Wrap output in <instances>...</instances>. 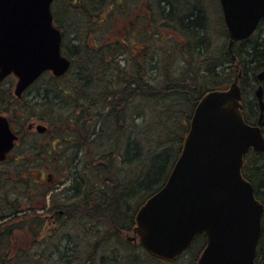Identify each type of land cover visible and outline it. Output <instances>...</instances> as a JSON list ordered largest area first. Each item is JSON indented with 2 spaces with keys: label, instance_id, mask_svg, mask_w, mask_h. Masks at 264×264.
I'll list each match as a JSON object with an SVG mask.
<instances>
[{
  "label": "trees",
  "instance_id": "obj_1",
  "mask_svg": "<svg viewBox=\"0 0 264 264\" xmlns=\"http://www.w3.org/2000/svg\"><path fill=\"white\" fill-rule=\"evenodd\" d=\"M125 1L56 0L53 22L62 33V52L72 71L70 67L58 79L45 73L39 92L24 106L11 92L12 78L0 87V111L13 122L36 120L47 126V133L30 146L46 156L36 167L43 164L54 175L69 177V205L64 208L70 220H59L55 230L70 234L65 264H83V249L110 250L102 261L88 252L89 264H153L155 259L139 245L122 238L123 230L130 231L139 206L165 183L199 98L227 88L233 80L231 55L242 73L245 96L264 70V26L258 39L235 43L230 52L222 21L224 41L208 35L199 8L185 7L182 0H137L142 22L133 28L144 33L137 39L138 49L132 39L122 37L126 29L117 27V19L123 23L129 12L101 17L107 6ZM102 29L109 32L103 35ZM261 123L264 127V110ZM252 158L242 174L264 204V155ZM21 163L20 170L30 167L29 161ZM255 262L264 264V217Z\"/></svg>",
  "mask_w": 264,
  "mask_h": 264
},
{
  "label": "water",
  "instance_id": "obj_2",
  "mask_svg": "<svg viewBox=\"0 0 264 264\" xmlns=\"http://www.w3.org/2000/svg\"><path fill=\"white\" fill-rule=\"evenodd\" d=\"M53 1L0 0V81L16 76L18 98L43 72L60 77L70 67L52 23ZM219 1L230 49L254 32L264 17V0ZM257 78L264 80V71ZM255 94L262 111V88ZM241 99L235 78L227 90L209 91L195 105L166 182L135 214L134 232L152 257L171 262L202 234L205 247L196 264H255L263 206L241 167L250 148L264 153V139L259 127L244 122ZM17 139L0 115V161Z\"/></svg>",
  "mask_w": 264,
  "mask_h": 264
},
{
  "label": "flooded vegetation",
  "instance_id": "obj_3",
  "mask_svg": "<svg viewBox=\"0 0 264 264\" xmlns=\"http://www.w3.org/2000/svg\"><path fill=\"white\" fill-rule=\"evenodd\" d=\"M133 17L134 21L129 24L131 28L134 27L137 19L134 14ZM263 20L264 17L259 21L256 33L260 26H264V24L261 25ZM256 80L257 83L254 87L261 86L264 103V80L259 81L257 76ZM22 97L19 99L21 100ZM256 106L258 109L257 115L254 109ZM242 114L246 123L259 126L264 136V127L261 122L258 123L257 121L260 111L256 102H251L249 97L245 100L244 97ZM0 115L7 117L12 130L18 135L17 141L6 155L5 160L0 161V264H65L69 261L68 256L65 254L67 253L66 245L70 234L67 232L59 234L61 242L57 244L58 247H55L54 241L58 235L55 234V230L59 227V220H70L67 209L64 208L69 205L67 200L69 198V177L56 176L53 170L43 166V164L36 167L38 161L44 159L43 157L46 158V156L43 153L31 151L35 149L30 147L35 141L39 140L38 135L47 133V126L42 125L46 127L45 131L38 133L36 127L39 124L34 120L20 125L17 121L13 122L8 114L0 111ZM26 139L27 146L23 151H19L18 147L23 145V140ZM250 153L254 152L250 151L248 155ZM31 159L33 160V166L30 165L28 169L24 170L18 168V166L22 167V161ZM49 159L52 160V158ZM4 165H7L9 169H6ZM32 168L34 169L31 170ZM8 198L10 200H7ZM133 228L134 220L130 231L129 229L123 230L122 238L128 243L138 245L136 239H134L136 235ZM24 231L31 235L30 238L27 235V239H23ZM129 232L132 234L131 236ZM197 241L202 243L204 247L205 240H203V237H198ZM89 246L91 245L89 244ZM190 247L185 253L189 251ZM88 252L91 254L96 253L98 260L101 261L105 257L104 255L110 256L109 249H98L96 251L95 249H90V251L89 249H83V264H89L91 261V255L87 256ZM124 254H129L128 250L124 251ZM162 264L166 263L163 262Z\"/></svg>",
  "mask_w": 264,
  "mask_h": 264
},
{
  "label": "rangeland",
  "instance_id": "obj_4",
  "mask_svg": "<svg viewBox=\"0 0 264 264\" xmlns=\"http://www.w3.org/2000/svg\"><path fill=\"white\" fill-rule=\"evenodd\" d=\"M136 2V3H135ZM180 4L182 5H185V7H188V6H192L194 8L197 7L201 10V13L203 15V17L205 18V22H206V26L208 27V31H209V36L211 37H214V38H218L220 41H224V36H223V33H222V26H221V21H222V15H221V10H220V5H219V0H187V1H184L182 0V2H180ZM186 4L188 6H186ZM136 5H139V3L137 2V0H126L125 3L121 4L120 6L117 5V3H114L110 8L109 6L106 7V10H104L103 14L101 17H104V16H107L108 14L112 13V18H115V16L113 14H115L116 16L118 15H122V16H126L128 14V12L130 13V17L128 18V20L125 19V21H123V23H120V19H117V23L120 24V25H117L116 24V21H115V25H117V27L120 28V26L122 28L121 31H123V29L126 31H124L122 33V37H125L124 40H131L134 42L133 46H135L136 48L139 49V47L141 46V44H139V41L137 40L138 38H140V36L144 33H139L136 29V28H131V26L129 25V23L131 21H134V17H133V14L135 16H138L139 15V9L136 8ZM109 18H111V16H108ZM122 21V20H121ZM111 23V21H109ZM109 22H108V25H109ZM142 22V19L140 18L137 19L135 25L139 26ZM223 22V21H222ZM106 25V24H105ZM106 25V26H108ZM114 25V26H115ZM130 26V27H129ZM116 27V26H115ZM163 28H161L162 30ZM95 32L96 33H100V29H95ZM109 30L108 29H102L101 30V33H103V35H106V33H108ZM221 33H222V36H221ZM134 34V36H133ZM169 34H171V32H164L162 35H165V36H169ZM162 35H159L162 36ZM68 37H71L72 36V32L70 31V33L67 35ZM260 36V33H256L254 38L257 37V39L259 38ZM153 37H156L155 35L154 36H151V39L153 41H158V40H154ZM157 39V38H156ZM263 39H264V36H263ZM217 39H215L216 41ZM218 41V40H217ZM226 41V40H225ZM169 44V42H168ZM148 46V45H147ZM178 49V47H177ZM146 50V48L144 49ZM144 50H140V55L143 53ZM138 52V51H137ZM159 53V48L155 51V55L157 56ZM151 54V53H150ZM73 67H71V71H72ZM12 81H13V85L14 83L16 82V79L12 78ZM7 83V81H5L1 87V89L4 88V85ZM41 81H38L36 82L34 85H32L26 92L25 94L23 95L21 101H20V105L21 106H24L25 102H29V101H32V97L37 94L39 92L38 88H41ZM255 85V83H254ZM255 89V88H253ZM252 89V90H253ZM253 92V91H252ZM249 98L250 100L253 101L254 97H253V93H251L249 95ZM37 101V100H36ZM35 102V101H33ZM31 121V120H30ZM36 121V120H34ZM38 124L40 125H45V122L44 121H36ZM23 145H20L18 148H19V151H23V149L25 148V146H27V139L26 140H23ZM253 156L249 155L245 161L246 165L249 161L252 162ZM29 158H31V156H29ZM33 160H29V166L32 165L33 166ZM4 167L6 169H9V167H7V165H4ZM34 168H32L31 170H33ZM144 199V198H143ZM145 200V199H144ZM143 200V201H144ZM142 201V202H143ZM78 220H81V219H78ZM27 235H28V238H30V234L26 231H24V234H23V239H27ZM129 235L131 236L132 234L129 232ZM22 237V235H21ZM56 238H60L59 237V234L56 236ZM21 239V238H20ZM60 243L61 240L59 239L58 240ZM24 242V240H23ZM81 243H80V247H81ZM203 248V244L200 243V242H194L193 245L191 246V248L189 249V251L187 253H183L181 256H180V259L174 261L173 263L171 264H190V262H194V260L198 257L199 255V252L202 250ZM83 249V248H82ZM141 255V254H140ZM186 255V256H185ZM157 261V262H156ZM161 264L163 262L155 259V261L153 262V264Z\"/></svg>",
  "mask_w": 264,
  "mask_h": 264
}]
</instances>
